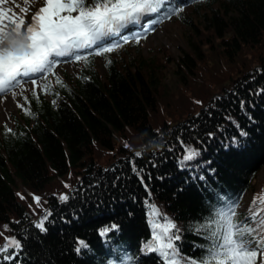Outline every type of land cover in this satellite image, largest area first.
<instances>
[{
  "label": "trees",
  "instance_id": "trees-1",
  "mask_svg": "<svg viewBox=\"0 0 264 264\" xmlns=\"http://www.w3.org/2000/svg\"><path fill=\"white\" fill-rule=\"evenodd\" d=\"M175 3L186 8L172 16L185 32L177 57L113 51L101 73L90 55L0 128V246L5 236L21 244L0 264H163L143 252L151 204L179 230L180 256L200 259L209 242L196 226L254 190L264 168V0ZM185 147L199 155L185 161ZM80 240L88 247L77 253Z\"/></svg>",
  "mask_w": 264,
  "mask_h": 264
},
{
  "label": "snow or ice",
  "instance_id": "snow-or-ice-1",
  "mask_svg": "<svg viewBox=\"0 0 264 264\" xmlns=\"http://www.w3.org/2000/svg\"><path fill=\"white\" fill-rule=\"evenodd\" d=\"M24 2L29 7H22L12 0L15 7L20 8V13H17L13 7H3L9 0H0V94H11L13 98L18 94L15 90L23 91L26 83L30 82L34 88L39 87L40 78L46 80L49 74H54L53 69L60 63L57 58L70 57L87 64L90 55L111 53L129 43V40L124 38L122 43H111L94 53L81 55L85 49L102 45L110 37L162 10V19L147 23L163 22V19H170L184 10L183 7L170 5L165 9L168 0H43V6L28 21L25 16L30 12L34 0ZM148 31L133 36L135 43L146 39ZM56 83L61 81L57 79ZM47 88L45 84L44 89ZM7 131L11 132V129ZM241 135L246 133L242 132ZM185 153V161L199 155L198 151L189 147H185ZM133 171H136L135 166ZM65 187L69 188L70 185L65 184ZM33 199L39 205L40 197L34 196ZM59 199L66 202L69 197L60 195ZM238 208L237 203L225 202L214 208L212 216L206 218L204 224L196 226L198 233H206L205 239L209 243L205 246L206 254L203 257L190 259L181 257L176 247L175 241L180 236L175 223L162 216L160 210L151 204L149 223L152 234L144 248L157 253L163 264H264V194L253 199L244 220L238 218ZM50 215L51 212H46L35 225L41 232L47 231L45 221ZM161 219L164 223H160ZM4 227L7 231V225ZM117 227L115 224L105 226L100 230V235L105 236ZM4 241L0 254L9 253L3 258L11 260V253L21 248L20 241L8 236L4 237ZM87 247L86 242L80 240L76 252ZM127 264H131V258H127Z\"/></svg>",
  "mask_w": 264,
  "mask_h": 264
},
{
  "label": "rangeland",
  "instance_id": "rangeland-1",
  "mask_svg": "<svg viewBox=\"0 0 264 264\" xmlns=\"http://www.w3.org/2000/svg\"><path fill=\"white\" fill-rule=\"evenodd\" d=\"M16 3H18L22 7H29V4H25L24 0H16ZM43 6V0H34V2L30 5V12L25 16V18L30 21L31 15L35 13L39 9V7ZM3 7H13L14 11L17 13H20V8L15 7V5L12 3V0H9V3L3 5ZM184 27L181 26L179 23L175 22L174 20H168L164 24L158 25L156 29L152 32L147 34V38L144 40H141L140 43L134 44H125L123 47L117 49L115 52H119V55H126L129 57V59H139L144 60L148 59L147 61H155V58L165 56L167 57H177L180 52L184 49V40L183 35ZM205 50L209 48L204 47ZM123 49H128L126 53H123ZM247 58L253 53L245 52ZM124 61H121L123 63ZM103 65V59L99 58L96 61L97 69L103 73L104 67ZM207 66V65H206ZM80 70L79 67H77L73 62L71 61H64L59 66L55 68L53 73H55L59 77H63L64 80L69 81L70 79H73L75 74ZM49 77L47 79H39V87L40 89L42 86L45 85ZM167 80L169 81V85L172 87V77L170 79V76L167 75ZM35 90L33 85L31 83H26L24 85V90L21 91L20 89H16L15 91L18 93L15 98L11 96V102H7L6 106H3L5 114L7 116L4 120H0V127H2L4 124H7L9 126H12L14 123V120L17 115H20L23 105L22 103L24 100L27 99L29 93ZM48 98V97H47ZM50 99V98H48ZM4 101V100H3ZM176 104H179L180 102H175ZM19 105V106H18ZM121 144V143H120ZM120 144H116L117 148L115 151H111L112 153H116L115 156H118L117 151ZM135 146V145H133ZM103 157L102 159H104ZM264 181V168H262L257 175L255 183V188L252 191H249L242 202V204L239 206L238 210L241 211V213L244 214V219L248 215V209L252 204V201L257 196L263 194L262 193V182Z\"/></svg>",
  "mask_w": 264,
  "mask_h": 264
},
{
  "label": "bare ground",
  "instance_id": "bare-ground-1",
  "mask_svg": "<svg viewBox=\"0 0 264 264\" xmlns=\"http://www.w3.org/2000/svg\"><path fill=\"white\" fill-rule=\"evenodd\" d=\"M3 100H7L8 102H11V94H9L8 96H6V98L3 99ZM6 105H7L6 102L5 103L0 102V120H4L5 117L7 116V114H5L4 108H3V106H6Z\"/></svg>",
  "mask_w": 264,
  "mask_h": 264
}]
</instances>
